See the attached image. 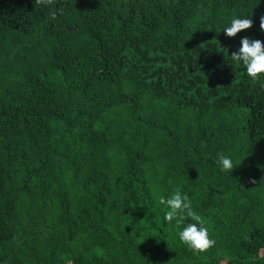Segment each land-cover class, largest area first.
Listing matches in <instances>:
<instances>
[{"label": "trees", "instance_id": "trees-1", "mask_svg": "<svg viewBox=\"0 0 264 264\" xmlns=\"http://www.w3.org/2000/svg\"><path fill=\"white\" fill-rule=\"evenodd\" d=\"M262 17L264 0H0V264H264V79L231 58ZM176 192L207 252L165 221Z\"/></svg>", "mask_w": 264, "mask_h": 264}, {"label": "clouds", "instance_id": "clouds-1", "mask_svg": "<svg viewBox=\"0 0 264 264\" xmlns=\"http://www.w3.org/2000/svg\"><path fill=\"white\" fill-rule=\"evenodd\" d=\"M252 25L251 15L237 16L231 19L230 24L224 28L223 32L231 38L242 30L250 29ZM260 26L264 30V17L261 18ZM231 58L245 66L246 73L251 79H264V41L243 37L239 49L232 53ZM217 163L221 171L232 172L234 169V162L230 156L221 154ZM159 202L169 209L164 214L165 221H176L177 224L182 225L178 233L179 241L182 244L197 253L207 252L216 245L205 222L201 221L199 216L194 215L192 202L186 195L176 192L168 198L159 197ZM185 217H189L195 222H185Z\"/></svg>", "mask_w": 264, "mask_h": 264}]
</instances>
